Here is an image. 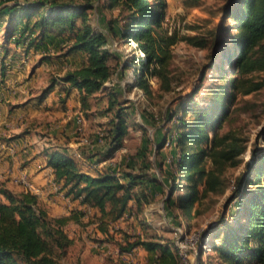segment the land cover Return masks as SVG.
<instances>
[{
  "label": "trees",
  "instance_id": "1",
  "mask_svg": "<svg viewBox=\"0 0 264 264\" xmlns=\"http://www.w3.org/2000/svg\"><path fill=\"white\" fill-rule=\"evenodd\" d=\"M95 1L85 0L81 4L75 0L1 2L0 34H3V41L0 43V68L5 73L4 58L11 53L10 44L22 49L25 55L46 44L60 48L64 56L83 54L82 66L67 71L61 82L52 79L42 96L60 83L66 96L76 88L88 116L94 104L107 96L108 109L103 112L113 111L114 116L108 123L110 127L105 129V137L114 152L124 146L130 133L131 114L118 97V86H107L122 65L120 57L113 51L112 41L122 39L127 44L133 41V50L144 54L138 62L133 59L125 68H133L136 76L133 84L149 94L148 78L164 76L175 37L165 33L163 27L166 0H107L105 6L119 9L121 17L110 19L105 29L96 28L91 22ZM185 4L190 8L198 7L202 0H185ZM219 14L221 20L215 30L209 65L218 82L208 88L206 95L211 96L209 99L205 96L198 101L199 89L190 95L188 103L181 102L165 118L174 121L168 130L175 136L171 143L177 149L174 169L162 164L155 166L165 181L148 172L152 165L146 161L147 152L153 143L148 138L137 154L145 161L139 170L133 161L127 168L94 174L84 170L80 160L61 148L44 151L65 196L98 211L102 233L108 235L109 226L126 216L142 214L145 206L152 203L153 187L160 192H165L167 187L171 193L164 207L167 217L180 228L185 227L189 234L193 220L203 213L201 203L210 194L224 193L229 186L227 171L241 163L240 157L247 147L240 130L227 123L239 110L241 97L264 87V78H258V74L264 72V0H226ZM188 39L196 46L206 45L197 37ZM46 50L41 60L51 58ZM144 118L150 122L147 116ZM168 135V131L165 132L154 144L157 153L166 146L170 139ZM259 136L264 139V123ZM254 153H257L256 149ZM234 201L236 205L231 210ZM83 216L84 211L62 217L51 216L39 196L30 191H13L2 183L0 264L54 263V258L65 255L73 243L66 226L72 220L81 223ZM141 226L144 231L137 235L122 231L126 243L120 244L122 252L143 248L149 253L148 264L180 263L176 241L150 234V226L145 221ZM200 236L199 264H264V151L254 154L252 160L246 162L233 183L231 196L219 220L204 229ZM204 256L208 263H204Z\"/></svg>",
  "mask_w": 264,
  "mask_h": 264
},
{
  "label": "rangeland",
  "instance_id": "2",
  "mask_svg": "<svg viewBox=\"0 0 264 264\" xmlns=\"http://www.w3.org/2000/svg\"><path fill=\"white\" fill-rule=\"evenodd\" d=\"M4 1L12 4L15 0H0V3ZM84 1L75 0L77 4ZM166 1V17L163 21V27L165 33L175 37V44L171 47L172 55L167 69L164 70V76H150L148 78L151 91L149 94H146L143 88L133 84L136 77L133 68H125V65L129 66L133 59L138 62L139 58L144 56L143 53L133 50L135 46L133 41L127 44L122 39H117L113 40L111 44L113 51L120 57L122 65L113 75L108 87H113V84L118 86L117 91L120 94L118 97L124 102V106L131 114L128 122L131 125L130 134L125 138L123 147L112 152L109 140H104L105 138L100 134L101 131L108 129L106 125H109V121L114 116L113 111L103 112L108 109L107 96L100 104H94L90 116L83 110L69 104L70 108L66 110L67 115L63 117L51 109L48 103L45 106L43 105L42 110L36 114L30 111L26 114H22V112L13 114L8 113L11 108V103H9L10 105L7 108L0 107V114H2L0 117V142L2 143L5 140L4 138L8 137L9 129L19 131L29 137L28 146L37 147L39 151L37 155L44 156L43 153L46 149L56 148L58 145L66 146L72 141L71 143L77 144L76 150H81L93 157L102 154L95 159L98 164L103 163L102 168H127L129 162L135 161L137 170H139L141 166L145 165V161L137 154L143 147L144 140L148 138L153 142L147 152L146 161L152 165L148 172L150 175L157 176L165 181L162 172L155 168L157 164L166 165L164 167L167 168L172 165V168H175L173 164L175 152L171 145V142L175 139L172 140L173 134L168 130L174 125V121L169 122L165 118L169 116L170 111L177 109L181 102L188 103L191 99L190 95H193L199 89L200 91L196 96L198 101L205 99V96L206 99L211 97L206 95L208 88L217 83L218 80L214 69L209 65L211 64L215 30L221 20L220 7L226 0H202L200 6L193 8L186 6L185 0ZM105 5H107V0L94 2V16L91 17V22L96 25V28L105 29L106 22L121 17L119 9H109ZM191 36L197 37L199 41L203 40L206 45L203 47L196 46L193 41L188 39ZM2 41L3 34H0V43ZM9 47L13 49L14 45ZM19 55H21L20 59L28 60V66L23 74H16L17 78L9 77L5 81L4 87H2V91L5 93L4 97L11 95L9 92L19 91L22 84L28 80L29 87L27 90L30 94L39 95L41 90L51 83L52 79L59 78L63 75V70L65 69V72L67 70V67L61 69L56 64L51 66L44 63L32 73V67L39 61L40 56L36 57L31 54L28 57L22 49H19ZM21 63L25 62L21 61ZM28 74H33V76L28 77ZM258 78L263 79L264 72L258 74ZM238 107L239 110L227 125L233 126L243 134L246 139V151L240 157L241 163L227 171L229 186L226 187V191L222 194H210L201 203L200 208L203 213L193 220L192 231L184 235V240L177 238L179 233L185 230V227L180 228L173 223L167 217L164 208L170 193L167 187H165V192H160L158 188L153 187L152 203L145 207V211L142 214L138 213L132 220L122 219L112 223L109 226L110 233L108 235L102 233L99 229L100 219L97 210L84 208L79 204L73 205L74 202L69 200L64 193L53 189L52 192L48 190V192L46 191V193L39 196L42 205L51 216H68L79 211H84L85 216L81 217V223H76L73 220L68 223L66 230L73 243L66 254L55 257L52 264H144L147 254L142 249L129 253L120 250V244H126L123 242L122 231L127 232L129 235L143 233L142 221L150 226L148 229L150 234L165 237V240L170 242L176 241L184 249L183 252L181 251L183 257L188 259L190 263L197 264V256H199L197 252L199 253L198 247L202 237L200 236L201 232L219 220L221 212L225 210L231 196L233 183L244 170L246 162L251 161L254 154L259 155L260 152L264 151V139L259 136V131L264 123V87L256 93L241 97ZM81 112L84 113L86 121L82 124L83 126H76L74 118ZM145 116L149 118L151 123L145 120ZM44 123L53 125L56 128L55 132L59 125H70V127L67 132L64 130L62 133V135L64 134L63 139H61L58 132V138L52 140L49 137L45 138L40 130V126ZM167 131L170 135H168V138H170L168 140L171 142L166 143L167 145L157 153V146L154 144L156 141H160ZM39 134H41V139H39ZM40 142L43 143L44 148H41ZM23 144L25 143L21 145ZM255 149L257 153H254ZM34 150L36 149L34 148ZM23 167V164L18 166L19 171ZM18 178L19 176L11 177V179L0 176V185L4 183V186L13 191H22L11 186L10 183H13L15 186H21L25 191L23 185L17 182ZM235 205L236 201L232 202L230 209L233 210ZM204 249L208 251V248L205 247ZM203 261L208 263V258L204 256Z\"/></svg>",
  "mask_w": 264,
  "mask_h": 264
},
{
  "label": "crops",
  "instance_id": "3",
  "mask_svg": "<svg viewBox=\"0 0 264 264\" xmlns=\"http://www.w3.org/2000/svg\"><path fill=\"white\" fill-rule=\"evenodd\" d=\"M10 45H14V44H10ZM47 46H49L50 49L46 50ZM54 47L56 46H51L49 44H46V46L41 47L37 51H35L34 49H31V52L30 54H28V57L31 54H34L36 57L40 56L39 61H37L36 63L37 65L35 64L32 67L33 68L31 70L32 73L34 72L36 68H39L44 63L49 64L51 66H55L56 64L61 69L67 67L66 72L69 70L80 68L82 66L83 59H84L83 54L74 53V54L64 56V55H61V51L59 50L60 48H54ZM9 48L11 49L12 47H9ZM44 50H46L51 55V58L47 60H41L42 53H45ZM20 58H21V55H19V49L16 48V46L14 45V48L11 49V53L4 58V63L7 66L5 73H2L1 68H0V93H1L0 107L1 108H4V107L7 108L10 105L9 103H11V108L9 109L8 113L11 112L14 114L15 112H19V113L22 112V114H26V113H29L30 111L33 114H36L38 113V111L42 110L43 105L45 106L48 103L51 106V109H53L54 111H56V113H58L60 116H63V117L67 115L66 110L70 108V106L79 108L80 110H83L86 113L84 107L82 106V102L80 100L79 91L76 88L71 89L69 95L66 96L65 92L61 89V85H62L61 83L58 84L56 87H54L45 97H43L42 91H44L45 88H47L50 84L44 87L41 90L39 95L34 94V93L30 94L29 90H27L29 87L28 86L29 80H28L22 84L19 91L15 90L14 92H9L11 95H7L8 98L7 96L4 97L5 93L2 91V87H4L5 81L9 77L17 78L16 74L17 73L23 74L28 66V62H27L28 60L27 59L22 60ZM21 61L25 63L22 64ZM0 62H1V59H0ZM66 72L64 69L63 75ZM30 75L33 76V74H30ZM30 75L28 74V77ZM63 75H61L59 78H56V80L60 81ZM65 86L68 87L69 85L65 84ZM107 86H108V83H107ZM100 102H103V100ZM100 102L98 104H100ZM69 104L71 105L69 106ZM107 104H108V101H107ZM1 116L2 114H0V117ZM85 121H86L85 115L83 112H81L77 117L74 118V122L75 124H77L76 126H83L82 124H84ZM106 126L110 127V125H106ZM2 127L5 128L4 125H2ZM69 127L70 125H59V127L57 128V131L55 132L56 128H54L53 125H48V123H44L43 125L40 126L41 128L40 130L42 134H44L45 138L49 137L52 140L55 138L57 139L58 132H59V136L61 135V139H63L64 134L62 135V133L64 132V130L65 132H67ZM8 132H9L8 137L4 138L5 140L2 143L0 142L1 143L0 145V176L11 179V177H18V176L25 174L28 176L29 180L36 187H38L39 189L43 191V194L46 193V191L48 192V190L52 192L53 189L56 191L59 190L61 193H64L61 190L60 184L56 182L53 169L51 166L48 165L47 159L44 153H43L44 156L37 155V152H39L37 150V147H34L36 149L34 150L32 146H28L27 143H28L29 137L26 134L22 132L20 133L19 131L18 132L13 131L12 129H9ZM101 132H102L100 133L101 136L105 138L104 140H106L107 138L105 137V131H101ZM39 139H41V134H39ZM71 142L66 146L58 145L56 148H61V150L68 152L69 154L73 155L75 158L80 160L82 163V168L84 170L97 174L98 172L103 173L105 171L118 169L116 167L115 168L114 167L102 168L101 166L103 165V163L98 164V161H95V159L98 158V156L102 154L97 155L96 157L92 156L91 158H88L86 157L85 154H83L81 150L75 149L77 144H73ZM22 143H25V144L21 145ZM171 145H172V149H174L175 155L177 156V149L175 148V145L174 144H171ZM40 146L41 148H44L43 143L41 142H40ZM24 147L26 148L23 150ZM21 164H23L24 167L22 170L19 171L18 166H20ZM170 169H172V165H170ZM122 180L125 181L124 179ZM160 180L163 181L162 179ZM10 184L11 186L15 188H19L20 190L23 191L21 186H15L13 185V183H10ZM68 199L71 200L70 198ZM72 202H74L73 205H77V204L80 205L78 201H72ZM148 205L150 204H147L145 207H147ZM80 206L85 208V206L83 205H80ZM164 207H165V204H164ZM134 217L135 216L133 215L131 217L126 216L123 219L132 220V218ZM139 249H142L143 251L146 252L147 255H146V260L144 264H148L149 253L143 248H137L135 250H139Z\"/></svg>",
  "mask_w": 264,
  "mask_h": 264
},
{
  "label": "built area",
  "instance_id": "4",
  "mask_svg": "<svg viewBox=\"0 0 264 264\" xmlns=\"http://www.w3.org/2000/svg\"><path fill=\"white\" fill-rule=\"evenodd\" d=\"M143 55H144V54H143ZM173 139H175V136L172 137V140H173ZM169 142H170V140L167 141V144H168ZM167 144H166V145H167ZM17 182H19V183H21V184L23 185V187L25 188L24 190H25L26 192L30 191V192L34 193L35 195H37V196H40V195H42V193H43V191H42L41 189H39L38 187H36V186H35V185L29 180L28 176L25 175V174L19 176V178L17 179ZM185 234H187L186 230L181 231V232L179 233L177 239H179V240H184V239H185V238H184V235H185ZM177 245H178L179 253H180V256H181V261H180L179 264H192V263H190V261H189L188 259H186V258L183 257L181 251L183 252L184 249L181 248V247L179 246L178 243H177ZM182 258H183V259H182Z\"/></svg>",
  "mask_w": 264,
  "mask_h": 264
},
{
  "label": "water",
  "instance_id": "5",
  "mask_svg": "<svg viewBox=\"0 0 264 264\" xmlns=\"http://www.w3.org/2000/svg\"><path fill=\"white\" fill-rule=\"evenodd\" d=\"M170 195H171V193H169L168 198L170 197ZM197 255H199L198 252H197ZM197 264H199V258H198V256H197Z\"/></svg>",
  "mask_w": 264,
  "mask_h": 264
},
{
  "label": "bare ground",
  "instance_id": "6",
  "mask_svg": "<svg viewBox=\"0 0 264 264\" xmlns=\"http://www.w3.org/2000/svg\"><path fill=\"white\" fill-rule=\"evenodd\" d=\"M135 44V42H133Z\"/></svg>",
  "mask_w": 264,
  "mask_h": 264
}]
</instances>
